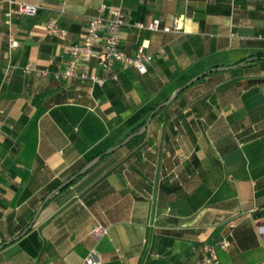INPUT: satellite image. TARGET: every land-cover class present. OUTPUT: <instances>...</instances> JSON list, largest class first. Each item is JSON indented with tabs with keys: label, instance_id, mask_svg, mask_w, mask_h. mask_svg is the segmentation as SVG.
I'll return each mask as SVG.
<instances>
[{
	"label": "crops",
	"instance_id": "obj_1",
	"mask_svg": "<svg viewBox=\"0 0 264 264\" xmlns=\"http://www.w3.org/2000/svg\"><path fill=\"white\" fill-rule=\"evenodd\" d=\"M101 5L122 14L120 49L151 55L146 71L54 78ZM6 8L0 264H82L90 250L101 264H199L222 238L218 264L264 263V0H45L8 19ZM51 18L63 38L47 34ZM153 20L159 30L137 26ZM85 69L102 75L94 60ZM94 224L106 227L97 239Z\"/></svg>",
	"mask_w": 264,
	"mask_h": 264
},
{
	"label": "built area",
	"instance_id": "obj_2",
	"mask_svg": "<svg viewBox=\"0 0 264 264\" xmlns=\"http://www.w3.org/2000/svg\"><path fill=\"white\" fill-rule=\"evenodd\" d=\"M5 1L7 8L4 15L7 19L14 13L33 15L44 7L45 2V0H36L34 3H29L24 0ZM103 12L107 14L104 15ZM123 23L122 14L117 8L101 5L99 13L90 17L80 40L69 46L67 63L64 67L53 72L54 78L62 80L76 78L81 81L89 80L94 84L102 85L107 80L108 74L111 73L117 64L132 65L140 73H144L146 71V64L151 59V55L146 53L142 47L137 48L133 56L126 55L120 49L119 32ZM137 26L149 30H159L158 20H153L147 25L138 24ZM45 29L47 34L58 38H63L65 35L64 29L59 26L57 20L54 18L46 22ZM161 29L163 31H169L175 29V27L163 26ZM17 45L18 43L15 39H9V47L11 49L16 48ZM92 60L101 69L102 75L99 76L85 69V66ZM30 68L29 64H26L24 67L26 71H30ZM36 73L43 76L48 71L41 69ZM105 233L106 227L100 224H94L89 230V234L95 239ZM228 244V240L222 238L214 245H204L203 259L199 264H218L215 253L216 247H226ZM82 264H101L99 255L94 250L88 251L82 260Z\"/></svg>",
	"mask_w": 264,
	"mask_h": 264
},
{
	"label": "water",
	"instance_id": "obj_3",
	"mask_svg": "<svg viewBox=\"0 0 264 264\" xmlns=\"http://www.w3.org/2000/svg\"><path fill=\"white\" fill-rule=\"evenodd\" d=\"M200 76H201V75L196 76L193 80L199 78ZM189 83H190V82H189ZM189 83H187V84H189ZM184 86H186V85H184ZM184 86H182L181 88H183ZM179 90H180V88H178V89L174 92V94L170 97V99L173 98V97H175V95L179 92ZM160 106H162V105H159L158 108H159ZM154 112H155V110L152 111V112L149 114V116L147 117V119H146L144 125L142 126V128H141L139 131H137V132L134 133V134L129 135V136L127 137V139H125L123 142H125V141L128 140L129 138L133 137L134 135L140 134V133L144 130L145 125L149 122V120H150V118L152 117V115L154 114ZM72 178H73V177H72ZM72 178H70L68 181H66L63 185H65V184H67L68 182H70V180H72ZM63 185H61V186H63ZM48 197H49V196H47L46 199H47Z\"/></svg>",
	"mask_w": 264,
	"mask_h": 264
},
{
	"label": "trees",
	"instance_id": "obj_4",
	"mask_svg": "<svg viewBox=\"0 0 264 264\" xmlns=\"http://www.w3.org/2000/svg\"><path fill=\"white\" fill-rule=\"evenodd\" d=\"M261 56L260 55H257L256 56V58H260ZM207 74V73H206ZM72 79H76V78H72ZM77 81H79V82H83V81H81V80H79V79H76ZM157 106H153V107H151L150 108V110L146 113V115H145V117H144V119H142V121H140V123L138 124V125H143L144 124V122H145V120H146V118L149 116V114L151 113V111H153L155 108H156ZM156 115V113L154 114V116ZM139 116L138 115H135L133 118H131V120H133V119H137ZM131 120H129L130 122H131Z\"/></svg>",
	"mask_w": 264,
	"mask_h": 264
}]
</instances>
